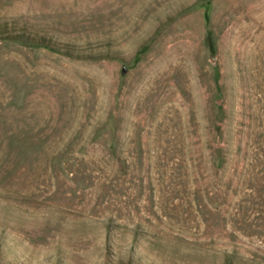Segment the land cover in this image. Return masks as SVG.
Here are the masks:
<instances>
[{
  "label": "rangeland",
  "instance_id": "rangeland-1",
  "mask_svg": "<svg viewBox=\"0 0 264 264\" xmlns=\"http://www.w3.org/2000/svg\"><path fill=\"white\" fill-rule=\"evenodd\" d=\"M0 264H264V0H0Z\"/></svg>",
  "mask_w": 264,
  "mask_h": 264
},
{
  "label": "water",
  "instance_id": "water-1",
  "mask_svg": "<svg viewBox=\"0 0 264 264\" xmlns=\"http://www.w3.org/2000/svg\"><path fill=\"white\" fill-rule=\"evenodd\" d=\"M125 71H126V68L124 67V68L122 69V73H125Z\"/></svg>",
  "mask_w": 264,
  "mask_h": 264
}]
</instances>
